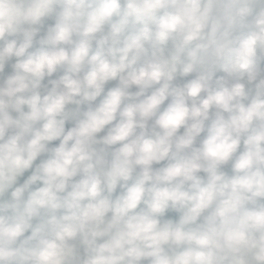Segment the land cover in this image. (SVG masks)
Listing matches in <instances>:
<instances>
[{
    "label": "clouds",
    "instance_id": "1",
    "mask_svg": "<svg viewBox=\"0 0 264 264\" xmlns=\"http://www.w3.org/2000/svg\"><path fill=\"white\" fill-rule=\"evenodd\" d=\"M0 264H264V0H0Z\"/></svg>",
    "mask_w": 264,
    "mask_h": 264
}]
</instances>
